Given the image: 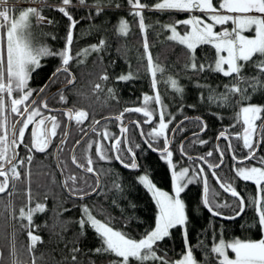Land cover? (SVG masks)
I'll list each match as a JSON object with an SVG mask.
<instances>
[{
	"label": "trees",
	"instance_id": "trees-1",
	"mask_svg": "<svg viewBox=\"0 0 264 264\" xmlns=\"http://www.w3.org/2000/svg\"><path fill=\"white\" fill-rule=\"evenodd\" d=\"M30 1L43 3L35 14L49 18L45 24L30 16L27 27L32 50L40 61L32 64L35 65L29 73L32 85H42L45 77L68 56L66 64L76 76V82L67 88L70 105L80 106L84 96L100 110L105 111L111 104L119 106V110L126 106L146 108L156 120L153 105L155 98L160 97L168 111L169 126L166 138L158 132L153 139L146 125V137L152 139L153 147L165 148L171 127L180 119L194 115L205 120L207 130L202 136L187 140L184 153L206 156L210 162L217 163L220 154L216 138L225 130L234 137L231 149L238 156V149L243 147L239 138L242 124L237 117L239 107L252 103L264 109V49L240 60L235 71L225 74L214 66L218 50L212 43L203 42L192 50L166 36L167 24H172L170 28L176 25L187 30L186 24H178V21L189 15L188 10L160 8L159 0ZM24 9L25 6L15 5L14 16ZM73 25L71 42L68 35ZM222 27L218 26L217 30ZM6 28L3 23L4 46ZM8 71L4 70L3 76H9ZM119 76L131 79L118 81ZM66 77L67 74L61 72L56 80L60 82ZM79 86L85 95L77 93ZM143 92H146V101ZM1 114L15 118L9 108ZM2 126L0 120V129ZM203 127L204 122L196 119L185 122L176 130L170 148L173 159L178 157L186 162L198 177L182 195L188 216L186 223L171 227L167 235L146 247L142 256L124 257L109 248L90 216L131 239H140L150 232L156 224L157 205L136 174L143 170L158 186L171 189L172 173L164 154L146 147V155L135 172L107 164L99 169L100 189L83 199L72 194L93 191L97 180L75 168L68 170L62 159L70 163V150L61 153L60 162L66 186L72 194L64 188L53 157L44 159L34 154L27 161L28 158L22 156L21 174L14 179L13 186L0 195V264H174L187 252H192L196 264H223L213 251L215 241L262 238L264 181L258 187L256 183L236 178L231 160L215 173L223 184L235 187L243 197L242 214L225 219L205 207L202 170L197 160L184 158L180 153L181 141ZM72 133L74 136V131ZM137 142L133 143L136 151ZM228 147L225 140L220 142L224 157H229ZM81 149L77 153L80 160ZM261 153L264 157V146ZM206 174L211 207L223 215L237 214L242 205L240 199L220 187L215 176Z\"/></svg>",
	"mask_w": 264,
	"mask_h": 264
},
{
	"label": "rangeland",
	"instance_id": "rangeland-1",
	"mask_svg": "<svg viewBox=\"0 0 264 264\" xmlns=\"http://www.w3.org/2000/svg\"><path fill=\"white\" fill-rule=\"evenodd\" d=\"M5 1L6 3L0 6V22L5 23L7 27L4 46L5 61L0 63V75L2 74L1 76H3L6 73L3 72L4 70H9V76L24 80L29 76L34 66L32 64L36 65L39 63V59H36V55H34L32 50V41L29 31H27L30 16L45 24L49 22V18L40 16L38 13L35 14L37 7L43 3L30 0H17V5L25 6V9L17 17L10 18L11 11L13 10L14 13L16 4L15 2ZM194 2L196 4L200 3L201 5H198L200 8L209 9L206 8L209 4L207 0H200L199 2L194 0ZM248 2L257 3L258 10L247 8ZM9 4L14 6L11 7ZM244 4L246 5L243 6L242 4L239 8L240 10L236 8V10H233L230 8L231 5H228L224 0H212L214 12L195 14L194 16L190 14L181 18L178 24H186V31L181 30L176 25L170 28L169 25L172 24H167L165 27L168 28L166 36L185 44L192 50L203 42L212 43L218 50L215 68L225 74L232 73L236 70L240 60H246L264 49V0H244ZM157 5L170 8H178L181 5L192 11L194 4L190 2L189 5V2L186 3L181 0H159ZM140 23L143 25L142 20ZM219 24L229 30L226 35L218 33L217 26ZM142 28L145 30L144 26ZM153 72H155V69H153ZM6 82L8 83V80ZM1 91L4 92L3 90ZM153 106V110L157 115L153 127L157 128L160 125L163 128V131L160 130V135H164L166 138L169 126L166 106L162 103L160 97L155 98ZM261 108L259 104L249 103L241 105L237 117H240L241 114L251 117L256 116ZM164 155L169 162L172 173L171 189L158 186L147 172L141 171L138 174V180L148 189L157 205L156 224L150 232L140 239H131L102 220L90 216L91 223L103 235L107 246L119 255L124 257L142 256L143 250L146 247L153 246L158 240L167 235L171 227L178 224L185 225L186 223L187 211L182 195L186 187L195 183L198 177L197 175L194 176L186 162L171 159L174 158L171 152ZM29 156L30 152H28V156L27 153L25 154V157L28 158L27 161L30 159ZM237 174L240 178L260 185L264 180V167H259L252 163L249 165H238ZM260 217L263 228L262 238L255 240H225L220 238L213 243V251L223 264H264V217L262 214ZM144 257L146 258V255ZM196 263L192 252L184 253L182 257L174 261V264Z\"/></svg>",
	"mask_w": 264,
	"mask_h": 264
},
{
	"label": "flooded vegetation",
	"instance_id": "flooded-vegetation-1",
	"mask_svg": "<svg viewBox=\"0 0 264 264\" xmlns=\"http://www.w3.org/2000/svg\"><path fill=\"white\" fill-rule=\"evenodd\" d=\"M247 4H249L254 9H257L258 7V4L254 2H248ZM60 66H58L57 68H59ZM34 67L35 65L32 67L31 71L33 70ZM67 67L70 71L74 73V71L71 70L68 65ZM61 72H65L67 74V77L65 80L59 82L58 80H56L55 76H57ZM59 73L56 74L52 79H50L51 75L45 77L42 85L40 86L32 85V83L30 82L31 76H27V78L24 80H22L21 78L23 82L18 78H15L14 76H0V120L2 121L3 124L2 129H0V190H2L6 186V183L8 181H9V186L5 192H7L13 186L15 182L14 179L21 174L22 156H25L26 153L28 156V152H30L31 158L34 156V154H39L44 159H49L53 157V161L57 166L56 148L58 147V144L61 142V140L65 135L68 125V118H67L68 115L69 116L72 115L73 118L71 119L70 122L69 136L67 140L63 142L58 148L57 155L60 166H61L60 157H62L61 153L62 152L65 153L67 150L68 151L70 150L68 157L70 163H68L67 160L62 159L63 162H65L68 170L75 168L86 174L91 175L97 181L98 178L101 179L99 169L104 168L107 164H110V167L112 168L120 167L128 171L129 170L134 172L137 171L140 168L142 159L146 155V147H147L146 142L142 138L141 132H143L145 138H147L146 137V125H147L148 132L152 135V138L154 139V136L158 134L160 130L163 131V128H161L160 125H158L157 128L153 127V124L156 120H153L148 123L146 122L148 119V116H146V108L134 109V107L132 106H126L121 110H119L118 109L119 106L117 105L114 106L112 104L105 111L95 108L96 106L93 103V101L83 96L86 94V92H84V89H81L80 86H79L80 90L77 93L83 96L81 98L82 101L79 102L81 103V105L80 106L70 105L71 103H68V97H67V95L69 94V90L67 88L69 86L65 88H61V86H63L68 82L71 75L66 71H60ZM130 79L131 78L129 76H119L117 80L128 82ZM7 80L8 83L6 82ZM45 84H47V87L45 88L43 93L37 98L35 103H33V105L26 112L22 120L15 127L16 120L26 110V108H28V106L33 102L35 96ZM73 84H71L70 86H72ZM1 90H3L4 92H2ZM54 90L55 93H53L46 100L44 105L42 103L43 99ZM143 98L144 100H146V92H143ZM8 108L14 114L15 117L14 119H11L6 114H1V113H6L8 111ZM57 108L59 109L58 111H53V109H57ZM70 110L72 111L71 114L70 112H68ZM117 115L118 116L121 115V123H119L118 118H108L103 121H100L103 118L117 116ZM240 119L242 121V124L240 128L241 135L239 138L241 140L243 147L241 149L240 148L238 149V156H236V154H234L233 152H232L233 155H231V153L229 152L230 153V154L228 153L229 157L225 156L222 166L225 165V163H229L231 160L230 164L232 165L233 170L236 173V178L244 181H250L247 179L240 178L238 176L237 167L238 165H242V164L249 165L250 163L259 167L262 166L264 167V157L262 156L261 153L262 148L264 146V124L262 125L264 121V109L261 108L258 114L253 117L246 114H241ZM119 124H121V126L127 125V138L125 132L121 131ZM48 125L50 132L52 134L50 141L46 139V127ZM247 126H250L251 128L249 129L250 131L247 133V135L244 137L242 136V131ZM73 131H74V136L72 133ZM88 131H90L89 135L77 147L73 160L72 150L74 148V145ZM202 135H198V136H202ZM72 136L76 137V139L73 140ZM232 137L233 136H231V138ZM258 139H260L261 143L256 155L245 163L237 162L236 160H242L248 157L256 150L258 145ZM151 140L148 141L152 144ZM136 141H138L137 151L133 148L134 145L133 143ZM80 147L82 148L81 149L82 161L77 157V153ZM167 153L168 154L170 153V149L168 150ZM181 155L184 158H187L182 153ZM189 155H198L204 157V160H200L199 158H193V159L197 160V165H199L201 170L202 168L206 171L208 170L207 172L205 171V173H210L214 176L211 168L212 166L217 165L220 161H218L217 163H212L209 161V159L206 156H202L199 154H189ZM116 156L118 157V159L116 158ZM208 156H210V154H208ZM134 157H136L138 160L139 168L136 170L128 169L126 165H131L134 161ZM173 160L181 161V159L178 157H176ZM10 161H14V162L9 167H7ZM220 168L216 169L215 172H217ZM138 174H136L137 179H138ZM60 176L62 180L61 173ZM64 178H65V174H64ZM227 183L230 182L227 181ZM256 185L259 187L257 183ZM5 192L0 193V195L4 194Z\"/></svg>",
	"mask_w": 264,
	"mask_h": 264
},
{
	"label": "bare ground",
	"instance_id": "bare-ground-1",
	"mask_svg": "<svg viewBox=\"0 0 264 264\" xmlns=\"http://www.w3.org/2000/svg\"><path fill=\"white\" fill-rule=\"evenodd\" d=\"M182 11H186V10H182ZM188 12H193V11H188ZM73 31H74V25L73 26H71V28H70V32H69V35H68V37L70 38V41L72 42V40H73V37L71 38V35H72V33H73ZM66 59H67V57L65 58V60H64V62H63V64L60 66V67H62V66H65V67H67V64L65 63V61H66ZM68 68V67H67ZM58 69V68H57ZM56 69V70H57ZM69 70V69H68ZM70 71V70H69ZM55 72V71H54ZM53 72V73H54ZM72 72V71H71ZM52 73V74H53ZM73 73V72H72ZM52 74H51V76H52ZM49 81H50V79H49ZM68 112H70V114L72 113V111L70 110V111H68ZM146 116H148V119H147V123L148 122H151V121H153V118H152V114H151V111H148V110H146ZM108 118H118L119 119V123H121V115H117V116H112V117H106V118H103L102 120H100V121H103V120H105V119H108ZM192 119H198V120H200L201 122H204V127L200 130V131H198V132H194V133H192V134H190V135H188V136H186L182 141H181V143H180V145H182V149H180V151H181V153L185 156V157H187V158H189V159H193V158H203V160H204V157H201V156H198V155H189V154H186V153H184V151H183V145L185 144V142L188 140V139H190V138H192V137H194V136H198V135H202V134H204L205 133V131L207 130V123L205 122V120L203 119V118H201V117H199V116H194V115H190V116H186V117H184V118H182V119H180L175 125H174V127L171 129V133H170V136H169V141H168V145L169 144H171V146H172V144H173V142H174V135H175V132H176V130L183 124V123H185L186 121H189V120H192ZM243 120V119H242ZM264 124V121H263V123H262V125ZM68 126V125H67ZM119 126H120V129H121V131H122V128H124V126H126V131H122V132H125V134H126V138H127V125H124V126H121V124H119ZM251 127L250 126H247L246 128H244L243 129V131H242V136H244L243 135V132H245L247 129H250ZM173 130H174V132H173ZM204 130V131H203ZM203 131V132H202ZM69 132H70V128L68 129H66V132H65V135H64V137H63V139L61 140V142L58 144V147L56 148V160H57V166H58V169H59V171H60V173H61V175H62V181H63V185H64V187H65V189L68 191V188H67V186H66V183H65V178H64V174H63V171H62V168H61V166H60V163H59V161H58V148H59V146L63 143V142H65L66 140H67V138H68V136H69ZM172 132H173V134H172ZM200 132H202V133H200ZM89 133H90V131H88L78 142H76V144H78V146H79V144L89 135ZM141 134H142V138H143V140L146 142V146L149 148V146L147 145V143L149 144V145H151L152 146V144L147 140V138H145V136H144V134H143V132H141ZM240 135H241V133H240ZM247 135V134H246ZM245 135V136H246ZM225 136H227V138L225 137ZM244 136V137H245ZM230 139H231V137H230V133H228V131H225V130H222L221 132H219V134L217 135V138H216V148H217V151L219 152V154H220V162L217 164V165H215V166H212V171H213V173H214V176L218 179V182H219V185H220V187H222L228 194H230L231 196H234V197H237V198H239L240 199V201H241V203H242V205H241V209H240V211L237 213V214H235V215H233V216H227V215H223V214H220V213H218L217 211H215L212 207H211V205H210V203H209V200H208V178H207V176H206V173H205V170L202 168V174H203V179H204V182H203V202H204V205H205V207L213 214V215H215V216H218V217H222V218H225V219H233V218H235V217H238V216H240L241 214H242V212H243V210H244V199H243V197L241 196V194L238 192V190L235 188V187H233V186H226L225 184H223L221 181H220V179L217 177V175H216V173H215V170L216 169H218V168H220L221 166H222V164H223V162H224V156H223V154L221 153V151H220V142L222 141V140H225L227 143H228V145H229V147L228 148H230V151H228V152H230L231 153V155H233V153H232V149H231V141H230ZM260 139H258V145H257V148H256V150L252 153V154H250L248 157H246V158H244V159H242V160H236L237 162H240V163H245V162H247V161H249L250 159H252L255 155H256V153H257V151H258V149H259V147H260ZM75 144V145H76ZM75 145H74V147H75ZM167 145V146H168ZM77 146V147H78ZM171 146H170V148H171ZM152 148L153 149H151V148H149V149H151L152 151H154V152H157V151H155L156 150V148L155 147H153L152 146ZM169 148V149H170ZM77 149V148H76ZM76 149H74L73 148V150H72V159L74 160V154H75V151H76ZM168 149V150H169ZM159 151H162V150H164V149H158ZM168 150L166 151V152H157V153H160V154H164V153H167L168 152ZM229 153V154H230ZM30 157V156H29ZM31 158V157H30ZM116 158L118 159V157L116 156ZM136 157H134V159H135ZM16 159H17V156H16ZM200 160H202V159H200ZM138 161V160H137ZM134 162V161H133ZM133 164V163H132ZM21 167H22V160H21ZM79 167V166H78ZM139 168V167H138ZM129 169V168H128ZM83 170V169H82ZM133 170H136V169H133ZM84 171V170H83ZM90 171V170H89ZM94 172V171H93ZM95 176V175H94ZM205 182H206V184H207V194H206V198H205V194H204V185H205ZM8 186H9V181L6 183V186L2 189V190H0V193H3V192H5L7 189H8ZM100 186H101V179H99L98 178V181H97V186H96V188L93 190V191H91V192H89V193H87V194H83V195H75V194H72L74 197H76V198H81V199H83V198H86L87 196H89V195H94L99 189H100ZM68 193H69V191H68ZM71 194V193H70ZM188 217V216H187Z\"/></svg>",
	"mask_w": 264,
	"mask_h": 264
},
{
	"label": "water",
	"instance_id": "water-1",
	"mask_svg": "<svg viewBox=\"0 0 264 264\" xmlns=\"http://www.w3.org/2000/svg\"><path fill=\"white\" fill-rule=\"evenodd\" d=\"M67 61H68V56H67V59H66L65 63H67ZM60 71H66V72L70 73V75H71V76H70V79L68 80V82H67L66 84H64L63 86H61V88H65V87H67V86H70L71 84H73V83L75 82V79H76V78H75L74 73H72L71 71H69L68 68L65 67V66L59 67L57 70H55V72L52 74V76L50 77V79H52V78H53L56 74H58ZM46 87H47V84H45V85L41 88V90H40V91L37 93V95L35 96L33 102H32V103L28 106V108H26V110H25V111L19 116V118L16 120L15 127L19 124V122L22 120V118L24 117V115L26 114V112L30 109V107L33 105V103H35V101L37 100V98L43 93V91L45 90ZM56 91H57V90H56ZM53 93H55V90H54L53 92H51L49 95H47V96L43 99L42 103H43L44 105H45L46 100H47V99H48ZM58 110H59L58 108H57V109H53V111H58ZM67 118H68V126H67V128L69 129V128H70V122H71V119L73 118V116H72V115H70V116L68 115ZM15 127H14V129H15ZM122 131H126V126H124V128H122ZM203 131H204V130H203ZM203 131H202V132H203ZM249 131H250V130L247 129L245 132H243V135L245 136ZM173 132H174V130H173ZM173 132H172V134H173ZM202 132H200V133H202ZM51 136H52V134H51V132H50L49 125H48V126L46 127V139H48V140L50 141ZM225 137L227 138V136H225ZM147 145L149 146V148L153 149L152 146L149 145L148 143H147ZM77 146H78V144L75 145L74 149H76ZM170 146H171V144H169L168 146H166V147L164 148V150H162V151H159L158 149H156L155 151H157V152H166V151L170 148ZM46 148H47V147H46ZM46 148H44V149H46ZM180 149H182V145H180ZM200 159L203 160V158H200ZM13 162H14V161H10V162L8 163V166H7V167H9ZM126 167L129 168V169H138V167H139V163H138V161H137V158L134 159L133 164H131V165H126ZM204 194H205V198H206V194H207V184H206V182H205V185H204Z\"/></svg>",
	"mask_w": 264,
	"mask_h": 264
},
{
	"label": "crops",
	"instance_id": "crops-1",
	"mask_svg": "<svg viewBox=\"0 0 264 264\" xmlns=\"http://www.w3.org/2000/svg\"><path fill=\"white\" fill-rule=\"evenodd\" d=\"M181 1L182 2H186V3H188V2L192 3L191 0L190 1L189 0H181ZM207 1L209 2V4L207 5L206 8H209V9H204V8H200L198 5H193V8L195 10H192L193 12H191V13L189 12V15L192 14V16H194L195 14H203V13L209 14V12H214V10L212 9V0H207ZM224 1H226V3L228 5H231L230 8H232L233 10L239 9L242 6V4H243V6L245 5L244 4V0H224ZM176 10H187V9H186V7H183V6L180 5V6H178V9H176ZM246 13L247 14H251V13H248V12H246ZM1 25H3L2 22H0V62L3 61L4 58H5V53H4V48L5 47H4L3 41H2L3 39H2V34H1L2 33Z\"/></svg>",
	"mask_w": 264,
	"mask_h": 264
}]
</instances>
